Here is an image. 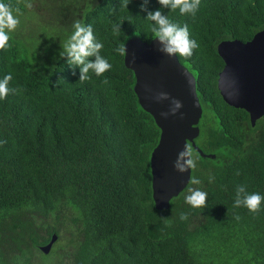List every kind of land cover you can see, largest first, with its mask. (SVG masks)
Listing matches in <instances>:
<instances>
[{
	"label": "trees",
	"instance_id": "1",
	"mask_svg": "<svg viewBox=\"0 0 264 264\" xmlns=\"http://www.w3.org/2000/svg\"><path fill=\"white\" fill-rule=\"evenodd\" d=\"M29 1L6 0L20 13ZM38 1L55 42L77 21L91 24L112 67L80 80L62 50L38 63L25 54L41 34L35 28L24 38L13 33L0 49V78L11 73L15 89L0 99V264H264V202L256 213L235 204L239 185L264 195V116L252 126L218 89V45L264 29V0H201L194 16L159 0ZM156 9L199 43L179 59L195 74L203 106L196 143L216 154L202 156L190 143L196 167L168 209L156 207L152 187L161 129L125 64L128 40H153L147 15ZM189 188L207 192L206 206L185 203Z\"/></svg>",
	"mask_w": 264,
	"mask_h": 264
},
{
	"label": "water",
	"instance_id": "2",
	"mask_svg": "<svg viewBox=\"0 0 264 264\" xmlns=\"http://www.w3.org/2000/svg\"><path fill=\"white\" fill-rule=\"evenodd\" d=\"M218 52L225 65L218 77V89L230 105L244 108L252 126L264 116V29L248 41L223 40ZM125 64L136 75L134 86L141 106L152 114L161 129L158 145L152 152L153 198L158 209H168L171 200L190 183L192 168L179 172L175 161L186 144L206 154L196 143L203 106L195 74L179 57L161 51L158 40L147 42L134 36L125 44ZM182 102L176 109L175 102ZM58 235L41 245L49 253Z\"/></svg>",
	"mask_w": 264,
	"mask_h": 264
},
{
	"label": "clouds",
	"instance_id": "3",
	"mask_svg": "<svg viewBox=\"0 0 264 264\" xmlns=\"http://www.w3.org/2000/svg\"><path fill=\"white\" fill-rule=\"evenodd\" d=\"M201 0H159L162 8L170 11L179 10L181 15L191 14L195 15L200 7ZM144 6L142 5V8ZM147 19L154 24L153 32L155 40L161 44V51L170 56L189 57L193 54V50L199 47L196 39L192 38L188 26L183 27L172 22L161 9L148 11ZM20 23V9L13 8L6 0H0V49L10 47L9 40L11 35L17 29ZM74 31L62 45V56H67L68 63L73 66L80 67V80L88 79L89 72H93L96 76H102L108 71L112 65L108 59L101 55V50L104 47L102 41L98 40L94 34L93 26L91 24H82L77 21L74 24ZM123 48H118V52H123ZM94 59H89L93 58ZM12 80V74L8 73L0 78V99L8 96L10 91L15 89L9 88V83ZM103 83L107 84L108 80L105 78ZM182 107V102L176 101L175 108ZM196 167V159L193 156L190 145L185 146L176 161L175 168L179 172H186L189 168ZM214 179L213 177L209 178ZM194 184H198L199 180H194ZM207 192L198 188H189L185 195V203L190 205L193 209L206 206ZM262 202H264V195L259 192L249 193L244 185L237 186L235 204L237 207L243 206L250 212L256 213L261 209ZM187 213H181L180 219L186 220Z\"/></svg>",
	"mask_w": 264,
	"mask_h": 264
},
{
	"label": "rangeland",
	"instance_id": "4",
	"mask_svg": "<svg viewBox=\"0 0 264 264\" xmlns=\"http://www.w3.org/2000/svg\"><path fill=\"white\" fill-rule=\"evenodd\" d=\"M25 1V0H24ZM38 0H30L26 5L27 11L20 13V23L15 30V35L20 38H24L25 36L29 35L30 32L36 29L37 32H41L38 37L32 36V44L31 49L28 52H25L26 55H29L31 58L32 56H36V61L38 63H42L43 61H49L52 59L60 50L63 48L59 47L57 42L63 41L61 44L67 42L65 37L63 40L59 38L57 42L52 38L56 35L55 30L53 32H48L45 30V26L49 29V23L46 19H48V12L44 10H37V5H39ZM41 5V4H40ZM43 14L45 15L46 19H44ZM56 27V25H53ZM35 28V29H34ZM50 30V29H49ZM36 35V34H35Z\"/></svg>",
	"mask_w": 264,
	"mask_h": 264
}]
</instances>
